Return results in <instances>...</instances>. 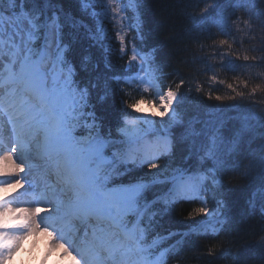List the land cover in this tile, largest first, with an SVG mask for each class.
I'll use <instances>...</instances> for the list:
<instances>
[{"label": "trees", "instance_id": "16d2710c", "mask_svg": "<svg viewBox=\"0 0 264 264\" xmlns=\"http://www.w3.org/2000/svg\"><path fill=\"white\" fill-rule=\"evenodd\" d=\"M124 47L109 7L99 0H0V13L34 25L65 74L81 144L107 141L108 184L141 186L130 220L158 264H264V0H122ZM45 27L48 28L44 37ZM52 28L56 34L53 36ZM56 43L53 45V41ZM147 76L176 95L179 121L165 123L171 149L157 161L120 157L132 109L155 96ZM148 137H159L147 126ZM161 134V135H163ZM198 172L199 201L169 203L167 179ZM165 190V184L168 183ZM227 208L211 227L208 208ZM217 204V203H216ZM137 219V220H136Z\"/></svg>", "mask_w": 264, "mask_h": 264}, {"label": "bare ground", "instance_id": "6f19581e", "mask_svg": "<svg viewBox=\"0 0 264 264\" xmlns=\"http://www.w3.org/2000/svg\"><path fill=\"white\" fill-rule=\"evenodd\" d=\"M22 98H18L16 101H11V98H7L10 104L14 102L17 108V115L19 116L22 111L19 109V104ZM7 109V106H4ZM11 111H6L4 108H0V127L4 130L0 136V182H3L0 186V199L6 194H21L24 189L31 187V180L35 179L36 173L31 170L27 171L24 167L29 159L25 157H16L14 154V148L19 144H30L35 141L38 146H41L42 137H50L49 130H53L56 133L58 143L65 145V153L60 155L59 151L54 150V148L49 151L45 158L48 159V164L54 165L56 158L62 156L68 158L72 154L71 147L66 136L62 134V127L57 123L53 122L51 124L47 123L48 118L42 117L38 121V125L41 127L35 128L33 123L34 117L27 116L23 118V122L19 124L12 123L8 118V113ZM52 113V111H50ZM63 128L66 125L63 124ZM55 137L50 139L54 141ZM53 143L47 145V147H52ZM140 155L139 151H136ZM135 163H145L136 160ZM173 177L167 179V181H172L168 187V183L165 184V197L168 199L169 203H176L179 201H196L201 202L203 206L209 207L208 199L205 196L200 195V189L202 184V175L198 172L184 174V177ZM2 180V181H1ZM32 184V183H31ZM33 185V184H32ZM45 182L38 183L37 186L31 187L32 196L29 201L25 204L22 203V208L19 211L11 212L6 208V211L2 213L0 211V232L8 230L11 221L25 220V225L20 226L24 230L19 233L20 238L16 240L14 244L10 241L9 234H4L3 240L0 239V264H56L58 261H68L69 264H87L81 261L75 253L74 246L79 242L86 240L82 232L87 226L78 225L74 228H69L66 230V234L61 238L53 237L52 228L56 221L61 218L62 220H67L68 208L63 204L59 207L54 206V201L58 198H62L64 195H68L69 192L60 193L59 196L54 197L53 193L48 190H43ZM138 192L137 187H130L121 189L119 195L128 196L132 198ZM52 193V194H51ZM40 195V196H39ZM95 198H98L95 196ZM10 203V202H9ZM217 203V204H216ZM214 208H208V222L211 223L210 226L214 227L215 222L220 218L221 213L226 212L227 208L221 203L220 200H216ZM115 203H108L105 205L104 209L109 211L107 216H111L113 212V207ZM51 209H57L59 214H54ZM8 210V214H7ZM80 211V208L77 210ZM209 213V214H208ZM5 218H2L4 217ZM54 220V221H52ZM75 221V218L70 219V222ZM105 221H109L108 218ZM38 224H43L44 229L40 230ZM98 231L96 229L92 230L93 234ZM78 233V237L75 238V234ZM73 238V243L68 244L65 240ZM45 239H49L53 245L52 249L49 243H45ZM108 241V237L104 236V242ZM117 244L115 249L110 251V254H116L119 248ZM119 254L117 253L116 256ZM115 256V258H117ZM100 264H108L106 257L100 259ZM115 264H122L121 261Z\"/></svg>", "mask_w": 264, "mask_h": 264}, {"label": "rangeland", "instance_id": "374dc122", "mask_svg": "<svg viewBox=\"0 0 264 264\" xmlns=\"http://www.w3.org/2000/svg\"><path fill=\"white\" fill-rule=\"evenodd\" d=\"M104 4L109 6L111 8V11L116 14V20L117 23H120V25L123 26V11L119 6V1L120 0H101ZM22 27H20V32H21V41L24 46H27L30 42V34L33 30V27L31 23L28 21L26 16H22ZM13 20V21H12ZM8 20V24L10 22H13L15 28L12 29L16 32V35L18 34V25L19 22L16 21V19ZM25 53V51H24ZM139 59L142 63V72H143V83L146 87L153 86L155 88V96L152 97L149 101L143 102L138 104L135 108L132 109L133 113L135 116H129L125 120V126L122 128V133L127 134L131 139H138L141 138L143 133L146 132L145 126H147L150 130L156 133H160V138L164 143H162L160 146L165 148L169 146V141L166 140L165 135L163 134L162 131L166 130L165 123L168 121H179V117L177 116V111L175 110V102H176V95L171 92L167 91L165 92L163 89L157 86V82H155V75L153 72L151 73V76L146 75L147 71V62L144 57L139 56ZM55 79V78H54ZM56 80V79H55ZM57 88L59 86L63 85V81L61 78L57 80ZM50 97V94H48ZM50 109L46 105L45 108L51 110L54 112V115H58L57 117L50 116V114L47 112L45 114V117L48 118V123L52 122L55 120L61 127L62 131L64 132L65 136L68 135H73V132L71 130V123H70V118L68 116V111L67 108L69 107L68 105H64V103H59L56 102L51 103ZM46 109V110H47ZM63 124L66 125V128H63ZM70 124L68 127L67 125ZM163 134V135H161ZM71 141V139H69ZM160 142V141H159ZM159 142L152 144V147L158 146ZM157 148L152 152H150V156L156 153ZM150 149H146V151L143 152V154H148ZM108 159L101 158V161H107ZM97 190V188H96ZM130 202L121 204L122 206L124 205H129ZM120 204L114 205L113 210L115 211ZM209 214V213H208ZM132 233L135 235V232L133 229ZM136 246H140L139 244H136Z\"/></svg>", "mask_w": 264, "mask_h": 264}]
</instances>
